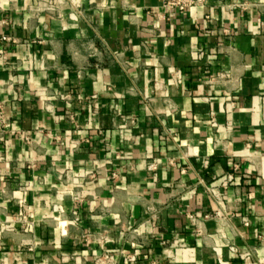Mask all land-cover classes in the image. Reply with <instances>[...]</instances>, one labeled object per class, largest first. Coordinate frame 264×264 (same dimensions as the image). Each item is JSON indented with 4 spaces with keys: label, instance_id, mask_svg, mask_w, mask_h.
I'll return each instance as SVG.
<instances>
[{
    "label": "crops",
    "instance_id": "crops-1",
    "mask_svg": "<svg viewBox=\"0 0 264 264\" xmlns=\"http://www.w3.org/2000/svg\"><path fill=\"white\" fill-rule=\"evenodd\" d=\"M73 3L0 0V264H264V0Z\"/></svg>",
    "mask_w": 264,
    "mask_h": 264
},
{
    "label": "built area",
    "instance_id": "built-area-1",
    "mask_svg": "<svg viewBox=\"0 0 264 264\" xmlns=\"http://www.w3.org/2000/svg\"><path fill=\"white\" fill-rule=\"evenodd\" d=\"M70 3L73 6L72 15L77 18V16L82 15V12L74 5L73 0H59V3ZM207 0H163V5L169 9H180L185 10L189 7L195 6H205ZM238 6L242 8H248L249 4L246 2L239 3ZM209 17V16H208ZM1 40L11 41L12 37L9 35H3ZM12 124V119L7 113V102L0 101V140L4 138L8 128ZM115 175V174H114ZM81 201V199H79ZM105 260H110L108 254L104 256ZM114 262L113 264H115ZM152 264H156L153 262Z\"/></svg>",
    "mask_w": 264,
    "mask_h": 264
}]
</instances>
